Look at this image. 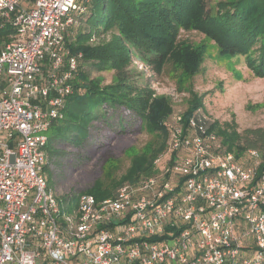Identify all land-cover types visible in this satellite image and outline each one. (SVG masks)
I'll list each match as a JSON object with an SVG mask.
<instances>
[{
  "label": "built area",
  "instance_id": "built-area-1",
  "mask_svg": "<svg viewBox=\"0 0 264 264\" xmlns=\"http://www.w3.org/2000/svg\"><path fill=\"white\" fill-rule=\"evenodd\" d=\"M89 9L0 0V264H264V152L237 155L202 109L163 121L168 159L154 174L61 204L44 172L48 132L83 92L70 29Z\"/></svg>",
  "mask_w": 264,
  "mask_h": 264
},
{
  "label": "trees",
  "instance_id": "trees-1",
  "mask_svg": "<svg viewBox=\"0 0 264 264\" xmlns=\"http://www.w3.org/2000/svg\"><path fill=\"white\" fill-rule=\"evenodd\" d=\"M218 5V14L212 16L205 8V0H90V9L81 17L80 30L70 39V47L73 52H82L83 64L88 62L96 71L114 70L116 81L102 85L99 78L90 77L81 68L75 86L83 87V92L68 99L64 119L52 124L48 132V156L59 153L58 143L80 146L88 138L91 124L116 109L120 110L119 126L111 129L126 131V115L135 114L163 132L162 145L166 146L168 131L163 121L171 113L169 98L154 95L152 88H141L129 81L128 66L132 63L134 50L124 37L116 34L132 35L131 40L138 38L151 45L156 56H152L150 62L158 70L171 57V60L185 63L193 72L200 55L187 50L178 41V32L181 28H201L219 42L223 52L247 54L251 67L263 76L264 0H227ZM108 32L112 33L110 38ZM92 35L97 37L95 44L90 42ZM9 40L8 30H0V47ZM202 107V100L195 94L183 115L184 122ZM207 124L213 130L218 123L214 124L208 118ZM218 131L224 136V144L237 155L248 148H264V127L247 128L242 133H229L220 127ZM47 166L48 163L44 172L48 181ZM156 171L153 161L146 158L135 160L130 172L115 185V189L126 180L134 182L140 176H149ZM88 193L103 200L115 192ZM79 195L73 200L76 201Z\"/></svg>",
  "mask_w": 264,
  "mask_h": 264
},
{
  "label": "rangeland",
  "instance_id": "rangeland-1",
  "mask_svg": "<svg viewBox=\"0 0 264 264\" xmlns=\"http://www.w3.org/2000/svg\"><path fill=\"white\" fill-rule=\"evenodd\" d=\"M220 1L227 0H205L209 14H218ZM80 19L70 29L71 39L80 30ZM111 35L107 33L108 38ZM115 36L124 37L134 50L132 63L128 66L129 81L141 88H152L154 95L168 96L171 113L165 120L176 113L184 115L190 100L197 94L208 118L214 124L218 123L214 132L222 138L218 127L229 133L264 127V75L255 72L247 54L223 52L219 42L201 28H181L178 41L187 50L199 53L197 68L190 72L185 63L170 57L158 70L150 62L151 57L156 56L151 45L138 38L131 40L132 35L127 37L125 33ZM82 67L90 77L99 78L102 85L116 81L114 70L96 71L88 62ZM119 112L110 110L105 116L106 121L103 120L105 117L96 119L90 126L88 138L80 146L58 143L59 153L49 156L48 182L63 206L75 204L77 200L73 198L80 193L115 192V185L130 172L135 160L153 161L156 170L166 163L168 136L164 147L163 132L135 114L126 115V131L111 129L119 126ZM258 149L264 152V148ZM157 158L161 159L157 162Z\"/></svg>",
  "mask_w": 264,
  "mask_h": 264
}]
</instances>
